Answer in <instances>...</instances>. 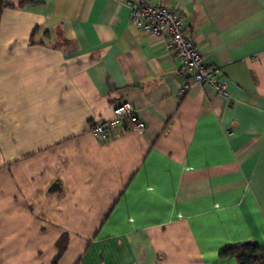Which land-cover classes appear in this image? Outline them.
I'll use <instances>...</instances> for the list:
<instances>
[{"label":"crops","instance_id":"crops-1","mask_svg":"<svg viewBox=\"0 0 264 264\" xmlns=\"http://www.w3.org/2000/svg\"><path fill=\"white\" fill-rule=\"evenodd\" d=\"M0 264H238L264 246V0L178 9L227 96L184 78L126 0H4ZM23 1L21 4H19ZM128 100L143 132L90 130Z\"/></svg>","mask_w":264,"mask_h":264},{"label":"built area","instance_id":"built-area-1","mask_svg":"<svg viewBox=\"0 0 264 264\" xmlns=\"http://www.w3.org/2000/svg\"><path fill=\"white\" fill-rule=\"evenodd\" d=\"M131 20L144 32L164 38L167 51L177 60L176 73L184 78L180 94L197 83L216 89L227 96L226 80L218 76V68L209 65L194 44L185 26L184 17L176 8L148 0H126ZM146 123L134 104L128 100L113 105L111 116L94 120L90 130L100 140H107L121 131L143 132Z\"/></svg>","mask_w":264,"mask_h":264},{"label":"trees","instance_id":"trees-1","mask_svg":"<svg viewBox=\"0 0 264 264\" xmlns=\"http://www.w3.org/2000/svg\"><path fill=\"white\" fill-rule=\"evenodd\" d=\"M21 1L19 4H21ZM6 6L4 0H0V14L3 8ZM93 124V123H92ZM60 239V246L57 248V252L54 255L51 264H57L60 256L66 248V243H62ZM220 256H232L235 257L238 264H264V246H260L258 243L252 240H248L239 244H230L224 246L220 251Z\"/></svg>","mask_w":264,"mask_h":264}]
</instances>
